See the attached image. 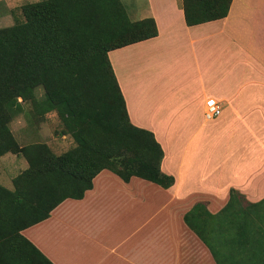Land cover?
<instances>
[{"label":"crops","instance_id":"crops-1","mask_svg":"<svg viewBox=\"0 0 264 264\" xmlns=\"http://www.w3.org/2000/svg\"><path fill=\"white\" fill-rule=\"evenodd\" d=\"M28 1L0 0V21ZM121 1L157 35L107 55L130 122L153 133L174 182L104 168L81 198L20 230L26 239H0V264H218L184 214L197 202L217 213L231 188L264 198V0H232L225 17L191 26L181 0ZM209 97L222 108L212 120Z\"/></svg>","mask_w":264,"mask_h":264},{"label":"trees","instance_id":"trees-1","mask_svg":"<svg viewBox=\"0 0 264 264\" xmlns=\"http://www.w3.org/2000/svg\"><path fill=\"white\" fill-rule=\"evenodd\" d=\"M231 1L181 0L185 22L223 18ZM21 11L24 21L0 27V155L21 153L27 167L13 178V189L0 185V239H26L20 230L47 218L65 198H81L104 168L125 181L136 175L165 188L172 185L173 177L159 168L162 148L153 133L130 122L107 55L157 35L155 20H132L121 0H42L25 3ZM38 85L42 97L35 94ZM22 102L35 119L56 112L59 134H70L75 145L61 154L44 142L19 145L9 122L22 111ZM238 195L243 196L231 188L227 203L214 214L197 202L184 222L221 264L202 231L221 241V232L238 221L233 244L246 251L249 264H264V227L259 225L264 198L237 209ZM246 212L254 219L239 221Z\"/></svg>","mask_w":264,"mask_h":264},{"label":"rangeland","instance_id":"rangeland-1","mask_svg":"<svg viewBox=\"0 0 264 264\" xmlns=\"http://www.w3.org/2000/svg\"><path fill=\"white\" fill-rule=\"evenodd\" d=\"M38 1L42 0H31V2L28 1L27 3ZM123 1L126 3L129 0ZM21 15L20 13H15V16H17L18 19H14V21H0V26L4 27V25L7 23L13 22L14 24L16 22L24 21L22 11ZM35 94L37 97H42L43 88L39 85L36 86ZM21 105L22 111L12 116L9 122L10 129L19 145L24 146L34 142H44L55 154H61L75 145V142L70 134H59L62 124L56 112H49L42 119H35L28 115L27 103L22 102ZM26 167V159L21 153L7 152L3 155H0V185L8 189H13V178ZM247 203L248 201L245 200L243 196L238 195V202L236 203V208L247 209ZM262 208H264V204L260 206V209ZM246 216V219H254L253 213L246 212L245 216H243V218H240L239 221L243 220ZM237 222L238 221L234 222L233 224L230 223V225H228L221 232V241L219 240V235L217 236L216 234L209 233L205 230L202 231V234L214 250L221 264H233L234 261L232 257L229 256L228 258L227 253H230L233 255V257H236L237 262L241 264H249V261L245 258V254H247L246 251L244 249H238L237 245L233 244V239H237L238 235L236 233ZM259 225H261V228L264 227V223ZM256 235V237H260L259 234L256 233ZM233 236H236V238H234ZM261 237L263 239L264 235L261 234ZM245 239H250V237L246 236Z\"/></svg>","mask_w":264,"mask_h":264},{"label":"built area","instance_id":"built-area-1","mask_svg":"<svg viewBox=\"0 0 264 264\" xmlns=\"http://www.w3.org/2000/svg\"><path fill=\"white\" fill-rule=\"evenodd\" d=\"M221 111V105L215 98L209 97L206 99L203 111V115L206 120H212L218 117L221 114Z\"/></svg>","mask_w":264,"mask_h":264}]
</instances>
